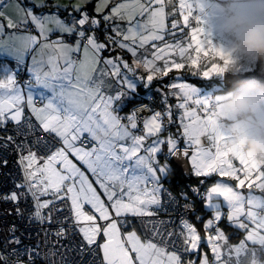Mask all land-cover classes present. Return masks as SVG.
Here are the masks:
<instances>
[{
	"label": "snow or ice",
	"instance_id": "snow-or-ice-1",
	"mask_svg": "<svg viewBox=\"0 0 264 264\" xmlns=\"http://www.w3.org/2000/svg\"><path fill=\"white\" fill-rule=\"evenodd\" d=\"M191 16L186 0H0V56L12 61L0 62V203L27 219L4 229L0 264H264V163L230 146L218 108L170 82L159 110H112L129 74L145 80L139 69L153 82L170 67L207 77L232 64L202 28L188 32ZM117 48L131 64L104 55ZM201 54L218 60L201 68ZM181 140L192 192L212 210L162 220L156 153L177 155ZM126 161L146 173L129 175Z\"/></svg>",
	"mask_w": 264,
	"mask_h": 264
},
{
	"label": "clouds",
	"instance_id": "clouds-1",
	"mask_svg": "<svg viewBox=\"0 0 264 264\" xmlns=\"http://www.w3.org/2000/svg\"><path fill=\"white\" fill-rule=\"evenodd\" d=\"M217 30L231 60L264 66V0H218ZM230 146L245 158L264 163V80L236 82L218 106Z\"/></svg>",
	"mask_w": 264,
	"mask_h": 264
},
{
	"label": "rangeland",
	"instance_id": "rangeland-1",
	"mask_svg": "<svg viewBox=\"0 0 264 264\" xmlns=\"http://www.w3.org/2000/svg\"><path fill=\"white\" fill-rule=\"evenodd\" d=\"M4 2H7V0H4ZM59 2H61V0H59ZM186 3H188L191 6V12H192V16L190 17L189 20V26H188V32L190 33L191 29L193 27H200L203 30V35L206 38L207 41H210L212 46L214 47H220L224 50H227V46L224 42L223 37L220 35V33L217 30V19H218V8H219V3L218 0H186ZM201 17V18H200ZM168 23L170 26V17L168 18ZM181 24H182V20H181ZM165 39H167V37H165ZM185 42H187V37H185ZM151 43L149 42L147 45H145L144 49H138V54L140 56V58H145L146 57V53H150L151 51H153V49L151 48ZM158 43V42H157ZM126 50V49H125ZM127 51V50H126ZM123 52L120 51L119 48L115 49V51H113L112 53H108L105 56L108 55H123ZM131 55V53H129ZM191 54L193 56L196 55L194 49L191 51ZM124 59H126L128 61L129 64L132 63V58L128 59L123 57ZM146 58H151L150 55H147ZM216 59L218 60V58H213L211 55L209 57H204L203 54H201L200 56V67L204 68V67H210L211 63L213 62V60ZM222 64V62H220ZM157 64L159 66H163V60L158 61ZM238 64L241 66L240 68H238L239 72L238 73H243V70L247 69V68H251L254 66V64L256 63H252V62H246V61H236L233 58V62L232 65L228 66L225 71H223L222 73H214L210 76H203L201 74V69H191V68H186V69H181V70H176L174 68H169V73L174 71L176 72V74L174 76H169L167 79H163V77H165L166 75H164L163 73L160 74L159 77H154V80H159V81H154V84H151V82H146V72L144 69H139L138 70V75L139 74H144L145 76V80L137 78V76L135 74H129L127 76L128 82L131 85V88H133L134 90H136V86H137V82H141L143 84V88H147L150 85V88L152 87H160L161 84H163L164 86L166 84H168V81L172 80L173 82H183L189 89L192 90V98L196 99V100H201V101H205L207 102V104L209 105L210 108H212L213 110H215L216 108H218L220 101H222L225 97V95L228 93L229 90H225L223 84H218L216 82L214 83H210L204 86L203 85H199L196 81L193 80H184L180 75L181 71L184 70L186 71L185 74L190 75V78L192 77H198L199 79H204L205 78H210V80L215 77L217 79V81H222L223 75L225 72L231 73V74H236L234 72V70H236V67H238ZM247 73V72H246ZM246 73L243 74V76L246 75ZM149 88V89H150ZM162 89V92L167 91L168 89L166 87H160ZM149 89L146 91L145 90V98H147ZM140 89L136 90L135 93H139ZM138 98V95L136 96ZM163 99V96L161 97ZM169 99V98H168ZM171 99V98H170ZM176 98L174 97V100ZM139 101V100H138ZM137 101V103H139ZM170 101V100H169ZM171 103L174 104L175 101H173L171 99ZM135 102V101H134ZM136 103V104H137ZM134 105V104H133ZM160 108L163 107V105H159ZM158 108V107H157ZM151 110H155V109H151ZM130 113V107H128L126 109V113L128 114ZM219 123V120H218ZM142 126V125H141ZM175 125H171L169 126V130L172 131V127ZM178 148H184V143L183 141H179L178 142ZM164 150V154H165V159L167 160H163L162 159V151ZM171 155L172 153H170L166 147H162L157 153H156V159L158 162L163 163L165 165H167V167L165 168V170L159 174V176L157 177V180L159 179V182H157V185H161L163 184V182L160 184V179L161 181L164 180L165 176L168 173V170L170 168V163H168V160H171ZM188 161V160H187ZM238 163V162H237ZM188 165L190 167V172L191 174H193L192 172V167L190 162L188 161ZM176 169V168H175ZM226 179V178H225ZM185 180V179H184ZM186 181V180H185ZM189 181H186V183H182L180 185V189L187 193L190 192V196L191 195V191H192V186L191 184L188 183ZM166 185L163 184L162 189L165 187ZM160 187V186H159ZM161 189V192H162ZM191 190V191H190ZM160 192V202H161V197H162V193ZM195 194V193H193ZM259 194V193H257ZM160 206V204H159ZM157 206V207H159ZM205 206L209 209L207 210H212V206L211 205H206ZM156 207V208H157ZM238 242V241H237ZM210 255V252H209Z\"/></svg>",
	"mask_w": 264,
	"mask_h": 264
},
{
	"label": "built area",
	"instance_id": "built-area-1",
	"mask_svg": "<svg viewBox=\"0 0 264 264\" xmlns=\"http://www.w3.org/2000/svg\"><path fill=\"white\" fill-rule=\"evenodd\" d=\"M154 81L151 82V84H154ZM173 82L172 80L168 81V83ZM162 87V86H160ZM160 87H152L149 89L147 98L145 100H141L138 101L139 103H135L134 105H132L130 107V112L136 110L137 108L140 107H146L148 108L150 111L151 109H156L159 110L160 106L162 105L161 101V97L163 96L164 91L162 92V89ZM158 107V108H157ZM151 113L148 111H144L142 113L143 116H147L150 115ZM3 132H0V135H3ZM88 146H91V143H89ZM162 159L163 160H167L165 159V154H164V150L162 151ZM3 182V177L0 176V184H2ZM191 191V190H190ZM162 197H161V202H160V206L156 208V211L159 214V218L162 220H167L169 218L176 220L178 222L179 219L183 218V219H190L191 220V216L194 213L195 209H196V205L199 202H202L204 200V195H203V190H201L199 192V194L195 193L193 194V192L191 191V195L190 192L185 193L183 192L180 187H178L175 191L170 189L169 187L165 186L162 189ZM44 198H49V197H44ZM43 199V198H42ZM31 197H29V203L28 204H21V207L24 208H30L31 207ZM185 201H189V204H185ZM11 207V205H6L3 203H0V241H2L3 236L6 234L4 229H6L10 224L16 223L18 225H20V229L21 231L24 229V227L27 224V219H25L24 221H20L18 220L15 216L12 215H8L7 214V209H9ZM36 227H38L37 225L33 224L32 225V230L34 231L36 229ZM20 233L17 232V235H19ZM27 242V241H25Z\"/></svg>",
	"mask_w": 264,
	"mask_h": 264
},
{
	"label": "trees",
	"instance_id": "trees-1",
	"mask_svg": "<svg viewBox=\"0 0 264 264\" xmlns=\"http://www.w3.org/2000/svg\"><path fill=\"white\" fill-rule=\"evenodd\" d=\"M25 1H27V0H21V2L22 3H25ZM5 61H7V60H5V59H3V58H0V62H5ZM8 62V61H7ZM238 68H240V67H237V69ZM247 72V73H246ZM243 73H246V75L245 76H243V78L241 79V80H238V81H242V80H247V79H253V78H255V79H260V80H264V66H262L261 64H260V62H257V64H254V66L253 67H249V69L247 68V69H245V70H243ZM243 73H241V74H243ZM173 74H176V72H174V71H172V72H170L168 75H166L165 77H163V79H167L170 75L171 76H174ZM236 74H238V73H236ZM240 74V73H239ZM184 80H193V81H196L199 85H203L204 84V86L205 85H207V84H210V83H214V82H216V83H218V84H223L221 81H217V79L215 78V77H213L211 80H210V78H205V80L204 79H199L198 77H192V78H190V75H187V74H185V72L184 71H181V75H180ZM156 82L157 81H159L158 79L157 80H155ZM238 81H236V82H238ZM236 82H234L232 85H230V86H228V87H226V86H224V89L225 90H229L230 88H232L235 84H236ZM161 86H163V87H165L163 84H161ZM150 88V85L146 88V91L148 90ZM141 90L142 91H140L139 92V95H138V98H136L135 99V102H133V103H131V104H129L128 105V107H131L133 104H135V103H137V101L139 100V101H141V100H145L144 98H145V95L144 94H142L143 92H145V90H143L142 88H141ZM162 99V98H161ZM173 101H175L174 100V98H171ZM171 99L169 98V100H170V102H172L171 101ZM127 107V108H128ZM126 108V109H127ZM176 130V126H173L172 127V131L174 132ZM184 149V148H183ZM168 163H170V168H169V170H168V173H167V175L165 176V178H164V180L162 181L163 182V184H165L167 187H169L170 189H172V190H176L178 187H180V185L183 183H186V181L184 180V178L181 176V174L175 169V167L173 166V164H172V162H171V160L169 159L168 160ZM191 173V172H190ZM196 177L193 175V174H191V180L188 182L189 184H191V185H194V184H196ZM197 209H201V210H205V216H206V212H210V210H207V209H209V208H207L206 206H205V203H204V200L202 201V202H199L197 205H196V209H195V211H194V213L192 214V216H191V220L192 221H195V215L196 214H201V213H199V212H197ZM194 226H198V222L197 223H194ZM199 227H201L202 228V224H199ZM238 241V240H237Z\"/></svg>",
	"mask_w": 264,
	"mask_h": 264
},
{
	"label": "crops",
	"instance_id": "crops-1",
	"mask_svg": "<svg viewBox=\"0 0 264 264\" xmlns=\"http://www.w3.org/2000/svg\"><path fill=\"white\" fill-rule=\"evenodd\" d=\"M53 2L54 3H60V4H66V3H69V2H75V0H61V2H59V0H53ZM26 3H28V0L27 1H25V4ZM162 3H167V0H162ZM176 3H177V5H178V3H179V0H176ZM170 9H168V8H166V11H169ZM201 18V17H200ZM120 51H122L123 53V57H125V58H128V59H131L132 58V56L129 54V52L128 51H126V50H120ZM107 54V52H105L104 53V55H106ZM0 58H3V59H5V60H7L8 61V63H12V61L10 60V59H8V58H5V57H3V56H0ZM232 65V64H231ZM238 67H241L239 64H238ZM249 69V68H248ZM182 71H184V70H182ZM184 72H186V71H184ZM234 72L235 73H238L239 72V70L237 69V67H236V70H234ZM239 74V73H238ZM241 74V73H240ZM244 74V73H243ZM107 83H114L113 81H111V80H107ZM141 88L143 89V90H146V88H143V84L141 83V82H137V86H136V90H138V89H140V91H142L141 90ZM106 92L107 91H109V89L106 87L105 89H104ZM136 90H134L133 88H132V91L130 92V94L129 95H127V96H121V97H119L118 99H116V100H114L113 101V104H112V110L114 111V113H116V114H118V115H124L125 113H126V108L128 107V105L129 104H131V103H133L134 101H135V99L137 98L136 96L137 95H139V93H135V91ZM145 92H143L142 94H144ZM169 98H174V97H169ZM85 135H87V134H85ZM78 163V162H77ZM124 167H129L130 168V170H129V175H144L145 173H146V170L145 169H143V168H134V167H130L129 166V162H124V165H123ZM90 175V174H89ZM155 184L157 185V182H159V179L157 180V178L155 179ZM162 183V181H161V179H160V184ZM160 186V187H159ZM162 186H163V184H162ZM162 186L161 185H158V191H159V196H160V192H161V189H162ZM159 204H160V201H159V203H158V205L157 206H159ZM156 206V207H157Z\"/></svg>",
	"mask_w": 264,
	"mask_h": 264
},
{
	"label": "water",
	"instance_id": "water-1",
	"mask_svg": "<svg viewBox=\"0 0 264 264\" xmlns=\"http://www.w3.org/2000/svg\"><path fill=\"white\" fill-rule=\"evenodd\" d=\"M243 78V74H231L225 72L222 78V83L224 86L228 87L232 85L234 82L241 80ZM184 149L178 148L177 155H171V162L176 170L181 174V176L186 180H191L190 167L188 165V159L186 156L182 154Z\"/></svg>",
	"mask_w": 264,
	"mask_h": 264
}]
</instances>
